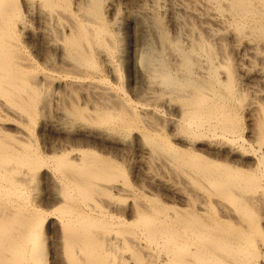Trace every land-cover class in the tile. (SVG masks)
I'll return each instance as SVG.
<instances>
[{
  "label": "bare ground",
  "instance_id": "obj_1",
  "mask_svg": "<svg viewBox=\"0 0 264 264\" xmlns=\"http://www.w3.org/2000/svg\"><path fill=\"white\" fill-rule=\"evenodd\" d=\"M119 1L0 0V264H264V0Z\"/></svg>",
  "mask_w": 264,
  "mask_h": 264
},
{
  "label": "rangeland",
  "instance_id": "obj_2",
  "mask_svg": "<svg viewBox=\"0 0 264 264\" xmlns=\"http://www.w3.org/2000/svg\"><path fill=\"white\" fill-rule=\"evenodd\" d=\"M164 1V2H163ZM196 1H198V0H196ZM200 1V0H199ZM198 1V4L196 3V6L198 7V6H200V7H196L197 9H198V12H200V13H204L205 11V8H203L204 6H203V3H204V1L202 2H199ZM161 2H162V5H163V3H164V5H163V13H165V15L163 16L164 17V20H165V18H166V20H165V23H166V25H167V28L169 27V29H170V34L171 33H173L174 31V33L176 34V32H178V29L179 30H181V29H183V26L185 27V23H184V21H185V16H184V13L181 11L182 10V7L184 6V4L186 3V0H185V2H184V0H183V2H184V4H183V2H182V0H161ZM170 2V3H169ZM111 3H112V7L110 8V10L108 11V13H107V18L108 19H113L114 18V12H113V10H114V8H118V7H121L122 6V8H121V11H123L124 12V8L125 7H123V3H120V1L119 0H111ZM117 3V4H116ZM121 5H120V4ZM149 4L151 5L152 3H151V1L149 2ZM120 5V6H119ZM168 5V6H167ZM174 6V8L176 7L177 8V11L179 12V11H181V12H179L178 13V15H179V18H180V22H181V24L180 25H176V26H174V24H173V22L170 20L171 19V12H170V7H172V6ZM182 6V7H181ZM202 6V7H201ZM114 7V8H113ZM169 7V8H168ZM111 9H113L112 11H111ZM119 9V8H118ZM123 9V10H122ZM167 9V10H166ZM169 9V10H168ZM180 9V10H179ZM200 10V11H199ZM201 10H203V12L201 11ZM109 12H111V13H109ZM113 13V15H111ZM183 13V14H182ZM108 14H110V15H108ZM169 14H170V16H169ZM203 15H205V14H203ZM110 17V18H109ZM113 17V18H112ZM192 17H194V16H192ZM204 17V16H203ZM202 17V19H204ZM185 18V19H184ZM182 19V20H181ZM190 19V18H189ZM192 19V21L194 22V23H199L198 22V20H196V18L194 17V19L193 18H191ZM205 20V19H204ZM191 21V20H190ZM197 21V22H196ZM172 22V23H171ZM33 24H35V23H33ZM33 24H31L33 27L34 26H36V24L35 25H33ZM183 25V26H182ZM172 26V27H171ZM173 28H175V29H173ZM168 29V30H169ZM172 30V31H171ZM175 34H171L172 36H174ZM223 34H225V36H224V39H226V42L228 41V40H230L229 38H230V33L229 32H227V33H223ZM228 36V37H227ZM226 37V38H225ZM228 39V40H227ZM230 42V41H229ZM229 42H227V43H229ZM32 48H33V50H34V47L32 46ZM228 50V52H230V49L232 50V48L231 47H228L227 48ZM233 51V53L236 51V50H232ZM232 51L230 52V53H232ZM234 55H236V52L234 53ZM234 55H233V57H234ZM128 83V77H127V75L124 77V84H127ZM259 88V87H258ZM259 89H261V88H259ZM249 91H251V89L249 90ZM258 94H256L255 92H254V94H253V92L251 91V92H249V93H247V96H246V100H250V99H255L256 97L257 98H259L260 96H257ZM256 98V99H257ZM37 130H40L39 128H38V126H37V128H36V131ZM72 130H74V128L73 129H70L68 132H66V133H63L62 134V136L65 134V136H69L70 135V132H71V139H73V138H75L74 137V135H76V132H74L73 131V134H72ZM55 133L56 134H58L57 132H55V131H49V129L46 127V129H44V131L42 132V133H37L38 134V137H39V139L41 140L42 139V137L46 140V141H50V139L52 138V137H55ZM69 134V135H68ZM72 135H73V137H72ZM128 138V139H127ZM127 138H125V140L127 139V141H124L123 143H122V145H121V148L125 151V153H126V151H128L129 153H131L132 152V150H133V146H131V144H132V136H130V137H127ZM48 141V142H49ZM99 142L100 141H102V140H98ZM128 141H129V143H128ZM107 142H109V141H106V143ZM101 143V142H100ZM128 143V144H127ZM127 146V147H126ZM129 146H131V147H129ZM125 147H126V149H125ZM128 154V153H127ZM39 183V184H38ZM49 185V186H48ZM32 186H36L35 188H34V190H33V187ZM31 187H32V190H31ZM49 188V189H48ZM53 186L51 185V184H49V183H44L42 180H37L36 181V183L34 182V183H32L31 184V186H30V190H31V194H32V196H33V198H34V200L36 201V203H39L40 202V204H44V202H46V200H50V199H52V198H50V197H52V194H53ZM36 190V191H35ZM49 195H51V196H49ZM37 196V197H36ZM36 198V199H35ZM42 202V203H41ZM53 220V219H52ZM48 222H46V224H47ZM46 224H45V226H46ZM46 230V229H45ZM50 244H51V239L49 238V236L47 237V248H48V250H49V248H50ZM49 262H50V256H48V264H49Z\"/></svg>",
  "mask_w": 264,
  "mask_h": 264
}]
</instances>
